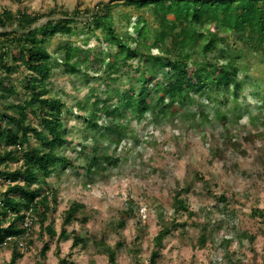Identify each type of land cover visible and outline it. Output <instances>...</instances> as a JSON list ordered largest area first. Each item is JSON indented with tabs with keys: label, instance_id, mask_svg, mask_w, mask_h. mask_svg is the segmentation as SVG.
<instances>
[{
	"label": "trees",
	"instance_id": "16d2710c",
	"mask_svg": "<svg viewBox=\"0 0 264 264\" xmlns=\"http://www.w3.org/2000/svg\"><path fill=\"white\" fill-rule=\"evenodd\" d=\"M125 1L136 9L132 14L136 16L133 24L135 36L125 37L118 32L110 12V2L98 3L81 11L75 9L72 15L67 12L64 16L48 18L39 24L43 17L56 14L57 9L51 8L47 12L19 9L14 12L4 8L0 11V165H4L0 168V184L6 186L4 191L0 190V251L10 250L8 264H17L18 259L34 245L37 234L42 238L39 250L41 260H45L51 243L60 237H71L75 244L86 246V237L81 235L80 229L68 231L67 225L77 223L82 228L90 219L87 205L75 200L64 208L61 212L62 226L58 232L55 213L59 190L52 178L68 167L91 176L98 173L100 168L111 167L121 160L107 150L100 152L98 144L79 149L76 157L64 148V143L68 141L65 137L68 134L65 128V101L61 96L51 95L46 83L53 65L59 61V58L52 59L49 45L56 33L70 31L69 24L76 20V14L86 13L85 20L89 27L101 28L104 32L102 40L109 44V49L116 47L119 50L117 54L109 50L104 53L115 57L107 65L110 73L114 72L110 68L115 67L122 68L123 73L129 72L126 67L132 68L134 61L141 68L136 77L129 76L128 80H121L117 86L110 87L108 93L110 98H118L116 104L98 96L91 109H84L81 117L86 123L85 138L90 131L96 140L112 138L111 134L124 135L120 120L125 121L127 114L140 121L147 114H152V119L159 121L177 112L173 111L176 104L182 108L179 111L182 116L191 118L192 113L186 107L196 102L194 92L201 101L212 102L219 98L221 90L228 88L232 95L230 101H237L238 93L249 77L247 61H243V58H249L253 53L264 58V0ZM145 11H149L151 20L144 15ZM127 24H131V19ZM221 31L235 33L236 38L243 42L242 46L239 47L237 42L234 45L227 42V38L220 35ZM214 50L218 52L217 57L209 55ZM55 51L61 52L67 73L86 72L87 63L76 58L79 51L72 43L59 44ZM22 64L28 71L21 78L25 98L15 102L10 99L19 92L9 74L21 68ZM159 73L160 81L150 85L153 77ZM113 78L117 79L115 76ZM110 83L113 82L108 81V85ZM215 115L221 121L227 120L226 113L221 109ZM261 118L264 120V115ZM211 137L207 148L210 161L214 163L226 145H230L233 151L247 154L249 145L246 143L252 142L255 146L257 137L264 138V130L245 135L244 143L237 137H218L213 132ZM11 161L20 164L10 169ZM221 162L223 169L228 171L229 161L224 158ZM234 167L235 171L238 170L236 163ZM6 180L8 183H5ZM201 182L206 186L207 195H210V188L207 189L208 175L202 170H194L188 183L177 180L168 189L167 203L155 198L151 209L156 216L158 229L148 240L151 251L147 260L143 261L140 255L142 232L147 225L139 213L141 201L132 196H129L120 215L108 217V223L112 230L120 232L130 220H134L140 231L133 243L126 247L125 240L119 238L110 245L105 233L100 237L95 236L93 243L106 254L109 264H120L118 256L124 246L136 259V264H156L162 257L161 250L166 239L175 230L185 228L197 215L189 207L188 196ZM212 195L217 199V205L214 209L206 210L212 224L210 220L191 222L193 227L200 228L197 235H187V242L195 248L205 247L208 241L213 240L222 228V220L235 217V210L229 208L231 199L226 193ZM218 212L222 216L220 219L216 217ZM183 215L186 216L185 220L181 219ZM233 234L228 233L222 240L224 257L228 264H240L243 261L242 253L230 247ZM246 238L253 251L252 264H264V259L258 261L251 244L253 235L239 232L240 246H244ZM57 254L60 256L59 249ZM57 264H68L67 257L60 256Z\"/></svg>",
	"mask_w": 264,
	"mask_h": 264
},
{
	"label": "rangeland",
	"instance_id": "374dc122",
	"mask_svg": "<svg viewBox=\"0 0 264 264\" xmlns=\"http://www.w3.org/2000/svg\"><path fill=\"white\" fill-rule=\"evenodd\" d=\"M106 2L112 4L110 12L118 32L125 37L135 36L133 24L136 16L132 14L136 9L125 0H0V11L4 8H10L14 12L19 9H27L30 12L57 9L56 14L43 17L37 23L39 24L48 18L64 16L67 12L72 15L75 9L81 11ZM143 13L152 19L149 11ZM75 17L76 20L69 24V32H58L51 38L49 49L52 52V59L59 58V61L55 62L50 77L46 80L51 95L61 96L65 101V128L68 131L65 137L69 142L64 143V148L67 149V153L76 157L79 155V149L84 147L88 149L98 144L101 147L100 152L107 150L109 154L119 156L121 160L111 167L100 168L98 173L91 176L68 167L52 178L59 190V202L55 213L56 229L58 232L61 230V212L72 201L86 203L90 217L88 222L82 228L77 223L67 225L68 231L80 229L81 235L86 237V246L82 243L75 244L71 237H60L58 241L51 243L45 260H41L39 250L42 238L37 234L34 245L18 259L17 264H57L58 258L63 255L67 257L68 264H109L106 254L93 243V239L105 233L110 245L119 238L125 240L126 247L133 243L135 235L140 231L134 220H130L128 226L120 232L112 230L108 223L109 216L115 218L121 214L129 196L141 201L139 213L147 228L142 232L144 235L140 255L143 261L147 260L151 251L148 240L153 238L158 229L156 216L151 209L155 198L167 203L168 189L177 180L183 181L184 184L188 183L194 170H202L208 175L207 189L210 188L208 190L210 195H207L204 183L195 186L188 200L189 207L195 210L197 215L192 217L185 228L175 230L166 239L161 250L162 257L156 264H228L224 257L222 240L231 232L234 234L230 247L242 253L243 261L240 264H252L253 251L248 238L244 240V246H240L239 232L253 235L251 244L258 261L261 262L264 259V178L261 177L264 175V138L257 137L255 146L252 142H247L249 150L245 155L240 151H233L230 145H226L214 163L210 161L207 145L209 138H212V132L218 137H237L244 143L245 135L264 130V120L261 118V115H264V58L255 56L254 53L250 54L249 58H243V61H247L249 77L245 79L237 101H230L232 95L228 88L221 90L219 98L212 102L201 101L197 92H194L196 102L186 107L192 113L191 118L182 116L179 112L182 108L176 104L173 111L179 112L180 115L172 112L169 117L155 121L152 114H147L140 121L130 118L127 114L124 117L125 121L119 119L123 122L121 127L124 135L110 133L112 138L103 137L96 140L92 138L93 132L90 131L85 138L86 123L81 117L84 109L86 107L91 109L98 96L116 104L118 98L115 96L110 98L111 95L108 93L110 87L117 86L121 80H128L129 76L136 77L141 68L136 66L137 62L134 61L132 68L126 67L129 72L123 73L122 68L115 67L110 68L114 71L110 73L107 65L112 63L115 57H109L110 54L104 53L109 50L117 54L119 50L116 47L109 49V44L102 40L104 32L101 28L89 27L85 20L86 13L76 14ZM129 19L131 24L128 25ZM220 35L225 36L230 44L234 45L233 43L237 42L239 47L242 46L243 42L236 38L235 33L221 31ZM67 42L78 48L79 54L76 58L87 63L85 73L66 72L67 66L61 60V52L55 49L59 44L64 45ZM217 54V50L209 53L213 57H217ZM26 72L28 71L22 64L21 68L9 74L19 92L10 100L16 102L25 98L21 78ZM114 76L117 79L113 78ZM160 79L159 73L153 77L150 85H154ZM108 81L113 83L108 85ZM226 99L228 102H225ZM220 100L223 102L220 103ZM218 109L226 113V121H221L215 115ZM224 158L230 163L228 171L222 166L221 161ZM235 163L238 165L236 171ZM19 164L20 162L11 161L8 167L14 169ZM2 167L4 165H0V168ZM164 172L166 174L162 175ZM5 187L0 184L1 191H4ZM223 193L230 197L229 208L235 210L233 214L235 217L229 216L228 220H222V228L205 247H193L187 242V235L188 233L197 235L200 228L193 227L192 220H210L212 224V218L206 216V210L214 209L217 205V199L212 194L218 196ZM254 209L262 211L263 214L260 215L259 211L255 213ZM216 217L222 218L219 212ZM181 219L185 220L186 216L183 215ZM126 247H123L118 256L120 264H136V259L125 250ZM58 249L60 256L57 254ZM9 258L10 250L0 251V264H8Z\"/></svg>",
	"mask_w": 264,
	"mask_h": 264
},
{
	"label": "built area",
	"instance_id": "2783aa9c",
	"mask_svg": "<svg viewBox=\"0 0 264 264\" xmlns=\"http://www.w3.org/2000/svg\"><path fill=\"white\" fill-rule=\"evenodd\" d=\"M29 222H27V224H28Z\"/></svg>",
	"mask_w": 264,
	"mask_h": 264
}]
</instances>
